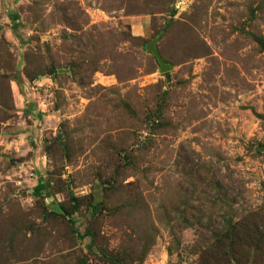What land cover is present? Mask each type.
<instances>
[{
	"label": "rangeland",
	"instance_id": "obj_1",
	"mask_svg": "<svg viewBox=\"0 0 264 264\" xmlns=\"http://www.w3.org/2000/svg\"><path fill=\"white\" fill-rule=\"evenodd\" d=\"M0 264H264V0H0Z\"/></svg>",
	"mask_w": 264,
	"mask_h": 264
},
{
	"label": "water",
	"instance_id": "obj_2",
	"mask_svg": "<svg viewBox=\"0 0 264 264\" xmlns=\"http://www.w3.org/2000/svg\"><path fill=\"white\" fill-rule=\"evenodd\" d=\"M147 49L154 55V57L156 58L159 66H160V70L161 72H166L169 69V66L167 64H165L163 62V60L160 58L158 51L154 48L153 44H149L147 46Z\"/></svg>",
	"mask_w": 264,
	"mask_h": 264
},
{
	"label": "trees",
	"instance_id": "obj_3",
	"mask_svg": "<svg viewBox=\"0 0 264 264\" xmlns=\"http://www.w3.org/2000/svg\"><path fill=\"white\" fill-rule=\"evenodd\" d=\"M15 17V16H14ZM39 188H42V186L40 185Z\"/></svg>",
	"mask_w": 264,
	"mask_h": 264
}]
</instances>
